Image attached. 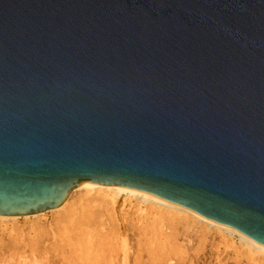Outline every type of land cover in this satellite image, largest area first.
I'll use <instances>...</instances> for the list:
<instances>
[{
    "label": "water",
    "instance_id": "obj_1",
    "mask_svg": "<svg viewBox=\"0 0 264 264\" xmlns=\"http://www.w3.org/2000/svg\"><path fill=\"white\" fill-rule=\"evenodd\" d=\"M83 183L264 246V0H0V215Z\"/></svg>",
    "mask_w": 264,
    "mask_h": 264
},
{
    "label": "rangeland",
    "instance_id": "obj_2",
    "mask_svg": "<svg viewBox=\"0 0 264 264\" xmlns=\"http://www.w3.org/2000/svg\"><path fill=\"white\" fill-rule=\"evenodd\" d=\"M74 191L67 205L59 210L43 211L46 215L36 217L0 220V264H104L111 260V255L115 261L122 259V244L126 241L135 264H264V260L244 252L237 244V236L225 239L205 224L187 228L167 220H155L137 210L135 199L127 201L121 213L110 203L97 204L95 210L93 207L88 210L83 192ZM70 209L76 213L86 209L87 214L97 215L89 226L93 231L86 227L82 235L70 233L69 226L61 223ZM140 220L142 225L138 223Z\"/></svg>",
    "mask_w": 264,
    "mask_h": 264
},
{
    "label": "bare ground",
    "instance_id": "obj_3",
    "mask_svg": "<svg viewBox=\"0 0 264 264\" xmlns=\"http://www.w3.org/2000/svg\"><path fill=\"white\" fill-rule=\"evenodd\" d=\"M74 190L75 191L79 190V191L83 192V194H84V198H83L84 201L83 202L85 203L86 207L89 208L88 210H92L91 209L92 207L95 210L94 206H96L97 204L98 205H104V204L110 203L113 207L119 209L120 213H121L123 211V208H124L126 202L129 201L130 199H135L137 201V210L141 211L142 212L141 214H143V212H144L146 214V216L152 217L155 220H159V219L160 220H167V221L172 222L173 223L172 225L182 224V225L186 226L187 228L194 227L198 224H201V225L205 224L204 226H206L208 228H213V229L217 230L218 232H220L225 237V239H227L226 237L234 238L235 236H237L238 237L237 238L238 243L235 240L234 241L237 244H239L240 247L243 248L244 252H246L252 258L264 260V246L257 244L256 242L250 240L249 238L245 237L244 235H242L241 233H239L235 230H232L226 226L220 225L214 221L206 219V218H204V217H202V216H200V215H198V214H196V213H194V212H192V211H190V210H188L182 206H179V205H176L174 203H170V202L164 201L162 199H159V198H157L151 194L144 193L141 191L131 190L128 188L112 186V185H99V184H92V183H83V184L75 187L71 191V193ZM70 194H69V196H70ZM69 196H68V198H69ZM68 198L65 200V202L62 205L55 207V208L48 209V210L54 211V210H59V209L65 207L67 205ZM45 211H47V210H45ZM86 211L87 210L84 209L80 213H76L78 211L74 212L72 209H70V211H68L63 216V218L61 219V223H64L66 226H69V228L71 229L70 233L82 235V233H83V231H85L86 227L88 229H92V227L89 228L91 220H93L97 216V215L94 216L93 215L94 213H91V212L90 213L88 212L89 214H87ZM43 213L44 212L41 211V212H37V213H33V214H26V215H0V220L2 221V220L6 219V221H7V219H9V220L14 219L15 220L17 218H26V217L29 218L31 216L36 217V216L43 214ZM46 213H44V214L46 215ZM64 213H65V211H64ZM98 215H100V214H98ZM122 217H124V216H122ZM103 218H105V217H103ZM140 222H141V220L138 223L141 224ZM4 223H6V222H4ZM122 223H124V222H122ZM122 223H121V225H122ZM187 228H186V230H187ZM202 228L204 229V227H202ZM191 230H194V229H191ZM92 231H93V229H92ZM210 231H211V229H210ZM52 234H53V232H52ZM224 237H222V238H224ZM100 241H102V240H100ZM122 245L124 248V256H122V259H119V257H118L119 260L115 261L113 259L114 256L111 255L112 256L111 260L108 263L106 262L107 264H135V262H133L134 257L131 256L133 254L130 251V248H129L127 241H126V243H123ZM236 245H235V247H236ZM45 248H46V246H45ZM236 248H238V247H236ZM236 248H235V250H236ZM242 248L240 249V252H241ZM231 249H233V248H231ZM23 251H24V248H23ZM12 254H14V253H12ZM18 256H19V254H18ZM20 257H22V256H20ZM34 260H35V258H34ZM68 261H69V259H68ZM59 263H61V262H59ZM106 263H104V264H106ZM136 263L138 264V262H136ZM98 264H100V263L98 262Z\"/></svg>",
    "mask_w": 264,
    "mask_h": 264
}]
</instances>
